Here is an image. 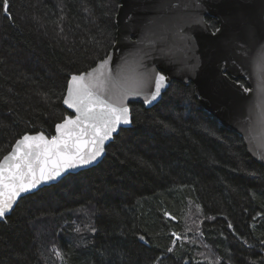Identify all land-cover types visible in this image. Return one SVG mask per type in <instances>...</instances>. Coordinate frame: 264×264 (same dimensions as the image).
<instances>
[{
  "label": "trees",
  "instance_id": "obj_1",
  "mask_svg": "<svg viewBox=\"0 0 264 264\" xmlns=\"http://www.w3.org/2000/svg\"><path fill=\"white\" fill-rule=\"evenodd\" d=\"M8 3L0 159L23 134L52 137L72 115L67 81L107 56L120 0ZM129 105L130 125L99 163L22 196L0 220V264H264V165L241 135L190 81L172 80L151 107Z\"/></svg>",
  "mask_w": 264,
  "mask_h": 264
},
{
  "label": "water",
  "instance_id": "obj_2",
  "mask_svg": "<svg viewBox=\"0 0 264 264\" xmlns=\"http://www.w3.org/2000/svg\"><path fill=\"white\" fill-rule=\"evenodd\" d=\"M206 17L217 20L215 31ZM114 20L116 39L107 56L82 73L107 59L106 95L141 92L125 99L129 109L132 102H142L145 107L156 104L172 80L192 82L202 107L239 133L248 154L264 165V0H120ZM157 73L166 77L164 86L160 96L146 104L144 97L154 90ZM238 78L246 79L247 93ZM113 82L117 89L112 88ZM129 118L131 123V111ZM130 123L120 124L104 147ZM38 133L42 132L25 133L17 140ZM17 140L3 157L12 152ZM104 155L105 150L90 164L68 169L21 193L13 208L22 196L56 183L68 173L95 166Z\"/></svg>",
  "mask_w": 264,
  "mask_h": 264
},
{
  "label": "snow or ice",
  "instance_id": "obj_3",
  "mask_svg": "<svg viewBox=\"0 0 264 264\" xmlns=\"http://www.w3.org/2000/svg\"><path fill=\"white\" fill-rule=\"evenodd\" d=\"M8 9V0H3L4 12ZM108 62L105 59L91 71L73 74L68 79L62 99L75 115H66L56 124V135L48 139L43 133L26 134L17 140L12 152L0 160V218L13 208L21 193L59 177L68 169L96 160L117 127L130 123V109L124 101L141 92L117 91L106 95L108 78L104 69ZM165 80L163 74L155 75L154 90L145 95L144 103L149 104L160 96ZM240 87L246 93L249 91L243 84ZM112 88H118L115 82Z\"/></svg>",
  "mask_w": 264,
  "mask_h": 264
},
{
  "label": "flooded vegetation",
  "instance_id": "obj_4",
  "mask_svg": "<svg viewBox=\"0 0 264 264\" xmlns=\"http://www.w3.org/2000/svg\"><path fill=\"white\" fill-rule=\"evenodd\" d=\"M209 26V25H208ZM210 27V26H209ZM218 28V27H217ZM217 28H215V29H212L211 27H210V29L212 30V31H215Z\"/></svg>",
  "mask_w": 264,
  "mask_h": 264
}]
</instances>
